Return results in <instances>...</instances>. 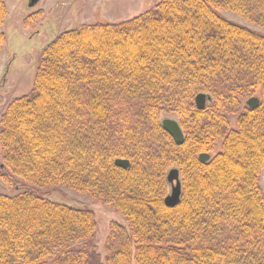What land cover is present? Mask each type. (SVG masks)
Wrapping results in <instances>:
<instances>
[{"label": "trees", "instance_id": "16d2710c", "mask_svg": "<svg viewBox=\"0 0 264 264\" xmlns=\"http://www.w3.org/2000/svg\"><path fill=\"white\" fill-rule=\"evenodd\" d=\"M221 11L264 29V0H161L44 48L31 93L0 120L1 178L19 191L0 194V264H91L96 213L41 191L56 185L124 218L111 225L105 264H264V34ZM7 17L0 0V27ZM5 41L0 33V51ZM253 97L255 109L244 104ZM164 111L177 115L182 145ZM174 166L182 194L170 208Z\"/></svg>", "mask_w": 264, "mask_h": 264}, {"label": "rangeland", "instance_id": "374dc122", "mask_svg": "<svg viewBox=\"0 0 264 264\" xmlns=\"http://www.w3.org/2000/svg\"><path fill=\"white\" fill-rule=\"evenodd\" d=\"M160 1L41 0L35 8H31L30 0H6L8 17L5 24L0 27V33L6 35L5 44L0 51V120L12 100L31 93L42 52L59 33L78 29L87 24L124 23L144 14ZM35 12H42L41 17L27 28L25 20ZM221 13L230 21L264 34L263 28L247 22L234 13L227 11H221ZM248 100V98L244 99V104H247ZM228 117L232 127H236L238 116ZM164 120L178 121V117L172 112L164 111L161 114V121ZM220 147L221 141L217 143L215 152L211 155L218 153ZM2 165L0 147V167ZM172 169L179 170V167L174 166ZM260 184L264 190V170L260 176ZM172 187V185L169 186L168 195L172 193ZM41 191L51 200L73 207H87L95 211L98 226L95 237L90 243L91 264H105L107 256L105 244L111 225L115 221L126 224L124 218L111 206L96 201L89 194L78 193L65 185L46 187ZM18 193L17 189L4 183L0 168V194L16 196Z\"/></svg>", "mask_w": 264, "mask_h": 264}, {"label": "water", "instance_id": "95a60500", "mask_svg": "<svg viewBox=\"0 0 264 264\" xmlns=\"http://www.w3.org/2000/svg\"><path fill=\"white\" fill-rule=\"evenodd\" d=\"M41 0H30V7H35ZM209 97L207 94H199L196 99V107L198 110H204L206 108L207 102L209 101ZM260 100L257 97L250 98L247 102V106L255 109L259 106ZM163 128L166 132L174 139L175 143L178 145H182L185 141L182 129L177 121L174 120H164L162 122ZM210 159L209 154H203L200 156V160L202 162H208ZM116 165L122 167L124 169H128L130 167L129 160L118 159L116 161ZM168 182L172 185V193L167 196L165 203L167 207L174 208L181 199L182 194V184L180 180V172L178 169H172L168 173L167 176Z\"/></svg>", "mask_w": 264, "mask_h": 264}, {"label": "flooded vegetation", "instance_id": "af4514ba", "mask_svg": "<svg viewBox=\"0 0 264 264\" xmlns=\"http://www.w3.org/2000/svg\"><path fill=\"white\" fill-rule=\"evenodd\" d=\"M38 4H39V3H38ZM38 4H37V5H38ZM37 5H36V6H37ZM33 8H35V7H33ZM207 103H208V102H207ZM206 106H207V105H206ZM204 109H205V108H204ZM177 122H178V121H177ZM178 124H179V123H178ZM180 128H181V127H180ZM182 132H183V131H182ZM183 135H184V133H183ZM184 138H185V136H184Z\"/></svg>", "mask_w": 264, "mask_h": 264}]
</instances>
